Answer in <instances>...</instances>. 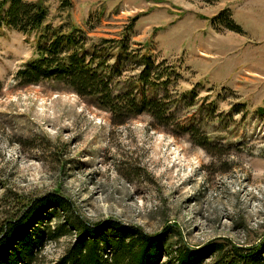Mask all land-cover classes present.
<instances>
[{
	"label": "rangeland",
	"instance_id": "obj_1",
	"mask_svg": "<svg viewBox=\"0 0 264 264\" xmlns=\"http://www.w3.org/2000/svg\"><path fill=\"white\" fill-rule=\"evenodd\" d=\"M40 1L51 27L80 29L86 61L114 94L161 99L170 117L141 113L114 125L93 96L66 83L19 84L15 72L38 33L1 26L0 222L16 196L21 208L58 193L98 235H109L108 220L149 235L172 225L197 249L216 238L263 242L264 33L252 32L236 8L227 7L242 33L215 24L222 0H70L68 8ZM70 232L45 241L38 264L78 239Z\"/></svg>",
	"mask_w": 264,
	"mask_h": 264
},
{
	"label": "trees",
	"instance_id": "obj_2",
	"mask_svg": "<svg viewBox=\"0 0 264 264\" xmlns=\"http://www.w3.org/2000/svg\"><path fill=\"white\" fill-rule=\"evenodd\" d=\"M201 1L212 3L214 0ZM70 5V0H59L62 8ZM46 15V7L40 0H0V27L4 25L25 35L38 33L33 55L15 72L19 84L38 83L47 78L66 83L79 95L93 96L114 125L141 113L157 120L169 119L161 99L137 98L131 93L114 94L105 76L86 61L80 29L72 22L65 31L61 26L51 27L45 21ZM212 20L231 31L243 32L227 8L218 11ZM120 47L124 49V44L120 43ZM143 56L149 62L150 58ZM191 135L198 145L206 144V138L197 136V131H192ZM21 199L15 197V212L0 222V264H38L44 242L56 241L71 233L70 230L78 234V239L50 264H264V240L242 246L216 238L197 249L184 243L180 232L172 225H166L162 235H149L135 226L108 220L105 222L109 235H98L91 225L73 215L69 201L58 193L43 194L18 208ZM59 213L66 214V218L51 224L50 219L59 220ZM40 215L43 219L30 229L33 220ZM167 234L176 239L167 241L170 238H166ZM6 249H9L7 254ZM164 255L166 259L162 260Z\"/></svg>",
	"mask_w": 264,
	"mask_h": 264
},
{
	"label": "crops",
	"instance_id": "obj_3",
	"mask_svg": "<svg viewBox=\"0 0 264 264\" xmlns=\"http://www.w3.org/2000/svg\"><path fill=\"white\" fill-rule=\"evenodd\" d=\"M218 1V0H217ZM221 1V0H220ZM231 10H240V15L249 22L251 31L264 33V0H222Z\"/></svg>",
	"mask_w": 264,
	"mask_h": 264
}]
</instances>
